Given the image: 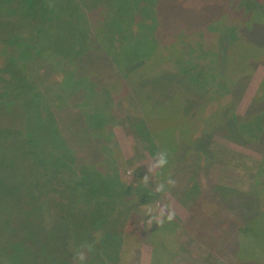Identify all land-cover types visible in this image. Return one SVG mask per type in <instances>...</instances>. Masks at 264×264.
<instances>
[{
	"label": "rangeland",
	"instance_id": "1",
	"mask_svg": "<svg viewBox=\"0 0 264 264\" xmlns=\"http://www.w3.org/2000/svg\"><path fill=\"white\" fill-rule=\"evenodd\" d=\"M48 1L0 0V69L6 63V65L8 64L7 69L9 70L12 66V71L15 74L14 77L7 72L0 74V91L7 92L0 94V217L8 216V213L16 215V220L0 224V264H60L58 262L67 257H71L70 260H72L75 251L79 250L87 240L81 239L80 233L77 238H74L77 227L80 230L88 226L99 228L92 235L94 238L90 237L89 239L91 251L86 254L87 258L84 264H109L107 262L108 249L116 255V252H119L121 243V233L117 221L112 222L113 220H111L106 224H102V218H105L101 215L102 209L92 208L90 198L80 191L69 189L70 186H73L70 182L73 176L61 175L58 172L57 177L65 176L61 183L58 182L59 185L54 182L47 183L48 186L58 185V187L56 186L57 189L44 191L42 195L38 194L40 198H37V193H34L36 191L31 188L32 183H34V186L38 185L36 179L39 176H34V174H40L42 171L46 173L50 170L52 172L60 168L59 164L63 163L60 160L62 156L57 153H54L57 157L53 156L58 159H46L48 157L44 159V151L39 142L35 141L33 131L25 133L28 125L26 123L27 119L34 116V120L41 121L42 117L44 119L42 113L47 111L49 106L47 103L45 104L46 108L41 115L39 113L35 114L34 110L28 112L23 100L24 97L21 95L20 98V94L28 89L32 91L30 83L33 82H39L41 91L52 98V103H49L52 105H50L52 114L60 118V128L71 140L72 145L66 150L68 156H75L78 163L100 164L101 159H105L101 150L105 146L103 143L106 140L110 145V149L106 148L104 153L108 156L107 161L111 163L113 172L119 178L120 185L126 192L124 201H122L126 210L119 211L118 215L114 214L115 216H118L119 219L124 218L123 221L127 223L130 218L129 215L135 213L139 216V226L134 225L133 229H140L141 227L143 230L149 231L150 229L169 225L167 220L165 222L167 224L157 222L158 212L164 205L175 212L168 230L170 232L168 237H170V241L172 240L169 247H166L167 255L165 257L168 263L242 264L240 257L243 254H238L241 249L240 244L237 247V242L243 245L242 235H237L235 240L230 232L231 229L234 232L237 229L235 222H245L248 218H252L253 221L259 212H264V132H262L261 137L259 136L260 139L259 137H256V139L252 137L249 145L244 144V140L239 137L223 135L221 131L214 132L210 134V139L205 143L206 149L203 154L199 153L197 149L192 150L190 144L182 146L177 152L176 160L178 163L176 166L181 164L188 170V173L184 172V174L176 175V173H173L176 166L172 168L173 165H168L166 171L151 169L152 158L155 155V152L152 151L156 148V145L154 140L146 135L143 120L138 122L141 125L138 129L133 124L130 112L128 110L126 112L129 105L126 107L124 102L120 106L112 101V108L116 109L108 119L106 126L90 130L89 122L93 118L91 116L87 117L88 122L86 123L87 113L79 105L83 97H76L73 92L74 84L71 72L75 68L74 63L77 62L78 74L75 77L79 78L77 81L80 84L87 81L89 86L92 85V88H96V84L111 83L112 86L120 89L123 85H118L112 79L113 75L115 76V73L112 72L113 65H110V61L105 58L103 52L98 49L95 50L94 47L82 51L77 47L79 45L78 41L83 40L85 32H88L85 41L92 37L93 33H97L99 36L102 30L105 34L104 36L100 34V36H103L102 38H105V36L110 37L108 31L112 32L117 25L116 21L110 18L111 13L120 10L122 16L127 14L128 16L140 18L149 10L148 3H151V0H145L144 3L141 0H117V5L108 11L103 6L90 7L87 11L88 16L85 13L86 19L83 18L82 20L79 17L83 14H79V12L74 14L72 10L76 7L82 9L83 6L79 3L80 0H76L75 3L70 5L72 9L67 5H60L53 11L54 13L52 12L43 17V10H40L38 5ZM93 1L102 5L106 4L108 0ZM129 1L133 4L129 5ZM220 1H152L154 5L152 14H155L156 18L157 15H163L164 20L170 19L167 21L168 29L160 41L169 43L174 34H176L174 36L180 35L179 37L183 40L185 38L183 34L185 33H201L206 29L205 25L211 21V18L209 21L203 22V20L213 8L219 5ZM259 1L263 0H258V3ZM28 2L33 6L31 21L34 22V25L28 20L30 13L27 7ZM226 5L231 7L232 14L235 17L231 18L230 10L225 12L219 10L213 18L215 21L214 31L221 32V34L219 32L220 39L215 51L217 66L214 73L216 75H221L226 65L229 44L227 40L233 20L238 26L247 25L250 24L251 20L253 21V19L250 20V11H246V14H244V9L238 10L239 0H227ZM253 5L256 6L255 3ZM87 7L89 6H84L85 9ZM249 7H246V9ZM116 15L118 14L113 16ZM178 17L184 20L185 26L177 21ZM256 17H259L258 14ZM159 20L162 22V19ZM194 22L199 23L200 27H197ZM260 24L262 23L257 21L252 30L246 32L247 34L241 28L239 31L243 35L241 37L242 41L248 40L258 44V41L260 42L264 35V26ZM43 31L49 33L47 35L48 41L42 39ZM134 31L137 32L134 36L140 38L139 42L136 43L135 56L139 59L145 56L150 57V62L141 67L148 73L153 74L159 68L156 57L160 53L156 51L152 54V46L150 45L152 32L146 33L148 39L143 41L146 34H143L137 28H134ZM155 34H157V30ZM19 37L23 38L21 42L23 46H20L21 55L15 56L11 49L16 46V42L20 40ZM54 37L59 42L56 45ZM96 42H102V39H97ZM145 42L148 43V47L143 46ZM43 45H45L44 48ZM48 53L53 56L52 58L56 62H48L51 60ZM89 54L90 56H88ZM130 55L131 53H124V60ZM85 58H92L95 64L90 65L91 61L86 62ZM143 62L141 61L133 67L127 68L126 72L137 68ZM39 64L44 76L40 75ZM47 64L50 66L46 67ZM166 64L163 62L160 69L162 71L166 70L164 72L173 76V72L178 70V66L174 64L167 66ZM117 65L120 66L116 63L115 67ZM188 66L191 65L188 64ZM25 72L28 74L25 75ZM136 77L133 79H136ZM18 85H21V93L12 92L11 94L10 91L18 90ZM181 85H183L182 81L167 76L156 83L146 81L144 87L148 89L152 87L154 90L150 91L151 94L155 95L154 98L164 100L165 97L167 98L179 89ZM99 91L101 93V89ZM188 92L191 93V90H188ZM118 93L122 94V92ZM252 94L255 96L257 92ZM260 95L258 94V96ZM245 97L244 89L235 107L239 114L243 110ZM262 100L260 98L256 99L253 104L254 108L263 106ZM133 103L137 108V101L134 100ZM201 121L200 124H202ZM141 130H144V133ZM203 135L200 134L201 139L204 137ZM98 154L103 157H98ZM51 161L54 162L51 163ZM64 161L68 162L69 159ZM40 165H43V169L39 168ZM103 165L101 164V166ZM105 166L102 167L103 170H100L102 173L107 174L104 170H109V164ZM61 168H64V165ZM145 175L148 177L147 182L143 179ZM49 177L51 181L56 180V177L51 175ZM169 178L176 181L175 186H166L165 192L154 193L156 185ZM18 185L21 186V189L24 188L22 192L26 197V201H22L19 195L18 199L12 201L4 198V196H8L7 194L12 188L17 187L16 189H18ZM231 197H235L236 201L229 199ZM226 201L228 202L227 210L223 203ZM22 202L23 206H20ZM83 207L90 208V210L84 212L89 216L91 222L82 226L81 224L84 222H81L82 212L79 213V209ZM224 210L234 217L232 218L233 221L228 222V227ZM72 214L74 215L72 216ZM63 217L67 218L62 222L70 226L72 224L74 229L68 232V227H65L63 233H57L53 229V225L56 224L55 218L60 219ZM111 217L113 218V216ZM263 221L264 219L260 217L261 224ZM110 226L112 232L109 237L103 236L102 232ZM59 228L63 229L61 225ZM103 228L106 229L101 231ZM224 228L226 229L223 231ZM65 233H70L72 238L66 237ZM164 233L162 231L160 235L163 236ZM162 236L158 237L162 238ZM105 238L107 240L102 242ZM117 238H120V243H117ZM67 241L68 245L63 247L62 245L66 244ZM172 244L175 245L174 251H172ZM116 246L117 251H115ZM147 247L150 249L149 246ZM144 249L146 248L142 245L143 252ZM169 250L171 251L168 252ZM172 253L174 256H172ZM144 254L145 252H139L134 264L156 263L157 255H149L155 258V261L151 262L148 256L143 257ZM253 255L254 253L249 255L245 253L243 258H250ZM116 262L117 260L113 256L111 263L116 264Z\"/></svg>",
	"mask_w": 264,
	"mask_h": 264
},
{
	"label": "trees",
	"instance_id": "2",
	"mask_svg": "<svg viewBox=\"0 0 264 264\" xmlns=\"http://www.w3.org/2000/svg\"><path fill=\"white\" fill-rule=\"evenodd\" d=\"M152 1L154 0H151V3H148L149 10L147 13L140 18L137 16H128L127 14L122 16L120 10L116 11V13H111L110 18L116 21L117 25L112 32L108 31L110 37L105 36V38H102L105 35L102 30L100 34L103 36H100V34L98 36L97 33H93L92 37H89V39L85 41L86 35H88V32H85V35L83 34V40L78 41L79 45L77 47L82 49V51H86L91 47H94L95 50L98 49L102 51L105 58L110 61V65H113V70H111L115 73V76L113 75L112 79L118 85H123L120 89H117L112 86L111 83H99L96 84V88H92V85L89 86V82L87 81L80 84L77 81L79 78L75 77V75L78 74L77 62L74 63L75 68L72 67L73 69L71 70L74 84L73 92L76 97H83L80 103H78L87 113L86 123L88 122L87 117L91 116V118H93L91 122H89L90 130L106 126L108 119L116 109L112 108V101L115 102L114 104H118L120 106H122L125 102L126 107L129 105L128 108H131H126V112L127 110L130 112L133 124L138 128L141 126L138 124L140 120H143L145 123L146 135L150 136L151 140L153 139L156 145L155 149L152 147L154 149L152 152L157 153L159 151H167L169 157L168 165H173L172 168H175L178 163L176 155L182 146L190 144V146H192V150L197 149L199 153L203 154L206 149L205 143L210 139V134L214 132L221 131L223 132V135L226 134L230 137H239L244 140V144L247 145H249V141L252 137L254 139L259 136L261 137L262 132H264V35L262 36L263 40L261 39L260 42L258 41V44L249 42L248 40L244 42L241 38L243 35L239 30L243 28L245 33L247 31H251L253 26L257 24V21L262 23L260 24L261 26H264V0L261 2L259 1V3L258 0H239L238 10L241 11L244 9V14H246V11H250V20L253 19V21L251 20L250 24L246 25L243 23V26H238L233 20L230 26L231 31L227 40L229 44L226 65L221 75H216L214 73L217 66V61H215L217 60L215 51L218 47V40L220 39L221 32L219 31V34L218 31H214L215 27L213 25H215V21L213 18H215L219 10H223V12L230 10L229 14L231 18L235 17V15L232 14L231 7L226 5L227 0H221L219 5L213 8L209 15L205 17L203 22L207 20L209 21L210 18L211 21L205 25L206 29H202L203 31L201 33L187 34L181 31L182 33H185L183 34V37L185 38L182 40V38L179 37L180 35L174 36L176 35L174 34L169 43H162L160 40L163 38L165 31L168 29L167 21L170 19L164 20L163 15H157L156 18L155 14H152V10L154 9ZM59 2L61 3L59 4ZM59 2L58 0H49L48 2H43L38 5L39 9L43 10V17L52 13L57 7H60V5H67L70 7V5L75 3L76 0H60ZM141 2L144 3L145 0H141ZM79 3L83 6L82 9L77 7L72 9V6L70 8L74 11V14L76 12L83 14V16L79 17L82 20L83 18L86 19L84 14H87L90 7L103 6L106 7V10L108 11L111 10L112 7L116 6L118 2L117 0H108L106 4L100 5L94 3L93 0H80ZM253 3H255L256 6H254ZM128 4L131 5L133 3L129 1ZM250 4L251 6L249 7ZM85 5H88L89 7L85 9ZM160 6L162 7V5ZM27 7L30 10L28 20L34 25V22L31 21L33 6L28 2ZM246 7L249 8L246 9ZM115 14L118 15L113 16ZM257 14L259 17H256ZM178 18L179 19H177V21L181 25L185 26L186 24H184V20L181 19V17ZM159 19H162V22ZM195 25L200 27L199 23H195ZM134 28H137L140 32L142 31L143 34L152 32L151 40L149 39L151 43L150 45L152 46V54L156 51L160 53L159 56L156 57L159 68L153 74L148 73L143 67H141L146 66V63L150 62V57L145 56L139 59L135 56L136 43L139 42L140 38L134 36V34L137 33L134 31ZM156 30L157 34L154 35ZM42 33V39L48 41L47 35L49 33L44 31ZM19 38L20 40L16 42V46L11 49L15 56L21 55L20 46H23L21 44L23 38ZM52 38L53 36L51 39ZM97 39H102V42H96ZM147 39L148 37L146 34L143 41H146ZM57 42L58 39L55 38V45ZM48 43L51 44L50 42ZM44 46L45 45H43V48ZM143 46L148 47V43L145 42ZM124 53H131V55L124 60ZM48 54L51 56V60L48 62L52 63L51 61H55V59L52 58L53 56L50 53ZM88 56H90V54ZM85 60L86 62L91 61L90 65L95 64L92 58H85ZM141 61L144 62L140 66L126 72L127 68L133 67L136 63ZM163 62L167 63V66H172V64L178 66V70L173 72V76L164 72L166 70L162 71V69H160ZM116 63H118L121 67L118 65V67H115ZM188 64L191 66H188ZM7 66L8 64L6 65L5 63L1 67L0 74L2 75L7 72L10 76L14 77L15 74L12 71L13 67L11 66L8 70ZM38 66L40 75L44 76V72L41 70V65L39 64ZM48 66L50 65L47 64L46 67ZM27 74L28 73L25 72V75ZM96 76L99 77L98 75ZM167 76L170 78L175 77L177 80L182 81L183 85H181L179 89L175 90V92L171 93L167 98L165 97L164 100H158L157 98H154L155 95H153V93L151 94L150 90L154 89L152 87L148 89L147 87H144V84L146 81L156 83L160 79ZM135 77L136 79H133ZM135 82L137 83L135 84ZM39 84V82L30 83L32 91L28 89L26 91H22L21 93V85L17 86L18 90L10 91L11 94L12 92L21 93L20 98L21 95L24 97L23 100L27 106L28 112L34 110L35 114L39 113L41 115L42 111L46 108L45 104L47 103L49 105L47 107V111L49 113L47 111L42 113V116L44 115V119L42 117L41 120L42 122L34 120V116L28 118L30 120L27 119L26 123L28 125L26 126L25 133L33 131L35 141L39 142L44 151V159L45 157H48L46 159H58L53 156L55 155L54 153L62 156L60 160H62L63 163L59 164L60 168L52 172L50 170V172L44 173L42 171L40 174H34V176H39V178L36 179L38 180V185L34 186V183L31 184V188L36 191L34 193L42 195V192L44 191L57 189L61 180L65 177H57L56 175L58 172L61 173V175L67 174L68 176H73L70 179L73 186H70L69 189L80 191L82 194H85L88 198H90L92 208L102 209L101 215L105 216V218H102V224H106L111 220H113L112 222L117 221V225L121 233V243L120 238H117L116 241L117 243H120V248L119 252H116V255L113 254V251L108 249L107 262L109 264H112L111 259L113 256L115 257V260H117L116 264H134L137 260L139 252H145L143 257L145 255L148 256L151 262L155 261V258L149 255H157L158 258L155 264H171L166 261L165 256L167 255L166 247H169V243L172 242V240L170 241V237H168V234H170L168 231L169 225L172 221L169 222L168 226L164 225L150 229L149 231L145 229L143 230L141 227L140 229L137 228L134 230V225L139 226V216L137 214L134 213L131 216L129 215L130 218L127 220V223L123 221L124 218L119 219L118 216L114 215H118L119 211L126 210L122 203V201H124V197L126 196V192L122 189L120 180L115 172H113L111 163H108L107 161L108 156L104 153L106 148L110 149V145H108L106 140L105 143H103L105 146L101 150L105 159H101L100 164L90 165L86 163H78V161L75 160V156H68V152H66V150L72 145L71 140L60 128V118H57L54 114H52V105L49 104L52 103L51 96L42 92L39 88ZM100 89L101 93H99ZM244 89L246 96L245 103L241 114H239L237 112V108L235 107L238 104L240 95L243 93ZM188 90H191V93H189ZM0 92V94H2V92L7 93L4 90ZM118 92H122V94L120 95ZM255 92H257V94L253 96L252 93ZM258 94L261 95L258 96ZM259 98L263 99V106L254 108L253 104L256 99ZM134 100L137 101V108L133 103ZM200 121L202 124H200ZM200 134H204L202 139ZM97 156L100 158L103 157L100 154ZM67 159H69V161L65 162L64 160ZM53 162L54 161H51V163ZM101 164L104 165L101 166ZM106 164H109L110 166H108L109 170H104L107 174L101 172V170H103L102 167ZM63 165L64 168H61ZM168 165L162 170L166 171V169H168ZM95 166L96 168H94ZM39 168L43 169V165H40ZM184 172L188 173V170L181 164L176 166V169H173V173H176V175L184 174ZM50 175L52 177H56V180L51 181V178L49 177ZM175 179H177V177H175ZM50 182L57 183V187L55 185L48 186L47 183ZM16 188H12L9 194H7L8 196H4V198L12 201L14 199H18L19 195L22 201H26V197L22 192L24 188L21 189L20 185H18V189ZM37 198H40V196L38 195ZM229 199L236 201L235 197H231ZM194 202L196 204L195 200ZM223 203L225 204L227 210L228 202L226 201ZM20 206H23V202ZM11 207L13 208V206ZM79 210V213L82 212L81 217H83H80V219H82L81 222H84L81 225L83 226L86 223L91 222L89 216H87L84 212H87L90 208L83 207ZM226 210H224V213L227 217L226 225L228 227V222L233 221L232 218L234 217L230 215V213H227ZM8 214V216L0 217V224H4L6 221L9 223L16 220V215L10 213ZM73 215L74 214H72V216ZM111 216H113V218ZM260 217L264 219V212H259L258 216L253 221L251 220L252 218H248L245 222H235V226L237 227L235 232L231 229L230 235L235 240L237 235H242L243 245L237 242V247H239L240 244L241 248L238 254L240 253L241 255L242 253L244 256L245 253H248V255L254 253V255L250 258H243V256H241L242 258L240 257V259L242 260L240 262H242V264H264V221L261 224ZM66 218L67 217L60 219L55 218L56 224L53 225V229H55L57 233H63L65 227H68V232L74 229L72 224L70 226L65 224V222H62ZM165 222L166 220H164V223ZM60 225L63 229L59 228ZM105 229L106 228H103L101 231H104ZM225 229L226 228H224L223 231ZM95 230H99V228L88 226L85 229L80 230L77 227L74 238H77L80 233L79 236L81 239H87L84 244H89V239L92 237ZM162 231L165 232L163 236L160 235V232ZM111 232L112 229L110 226L107 230L102 232V235L109 237ZM65 234L66 237L68 236L69 238H72L70 233ZM86 235L91 236L87 237ZM158 236H162V238H159ZM105 240L107 239L105 238L102 242ZM67 245L68 241L62 246L65 247ZM142 245L146 248L144 249V252L142 251ZM147 246H149L150 249L152 247V249L150 250ZM172 248V251H174L175 245L172 244ZM115 251H117V246ZM170 251L171 250L168 252ZM86 254H88V252H86ZM172 256H174L173 253ZM70 258L67 257L66 259L60 260L58 263L72 264V260H70Z\"/></svg>",
	"mask_w": 264,
	"mask_h": 264
},
{
	"label": "clouds",
	"instance_id": "3",
	"mask_svg": "<svg viewBox=\"0 0 264 264\" xmlns=\"http://www.w3.org/2000/svg\"><path fill=\"white\" fill-rule=\"evenodd\" d=\"M168 163H169V157L167 151H159L155 153V155L153 156L150 167L151 169H163L168 165ZM143 179L145 182H147L148 179L147 175H145ZM175 184L176 181L174 179L169 178L166 181L158 183L154 189V193L156 194L163 193L166 190V186L174 187ZM174 216H175V212L169 209L167 205H164L158 212L157 222L163 223L164 220L171 222L174 219ZM88 251H91L90 244L81 245V248L75 251L73 255L72 264H84L87 258L86 252Z\"/></svg>",
	"mask_w": 264,
	"mask_h": 264
},
{
	"label": "bare ground",
	"instance_id": "4",
	"mask_svg": "<svg viewBox=\"0 0 264 264\" xmlns=\"http://www.w3.org/2000/svg\"><path fill=\"white\" fill-rule=\"evenodd\" d=\"M214 172H215V170H214Z\"/></svg>",
	"mask_w": 264,
	"mask_h": 264
}]
</instances>
